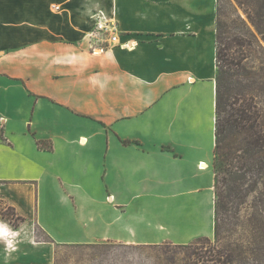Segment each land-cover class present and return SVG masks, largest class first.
I'll return each mask as SVG.
<instances>
[{
  "label": "crops",
  "instance_id": "0c3cea01",
  "mask_svg": "<svg viewBox=\"0 0 264 264\" xmlns=\"http://www.w3.org/2000/svg\"><path fill=\"white\" fill-rule=\"evenodd\" d=\"M217 6L0 0V203L26 218L0 217V264H54L56 243L214 239ZM103 14L117 40L94 54Z\"/></svg>",
  "mask_w": 264,
  "mask_h": 264
},
{
  "label": "trees",
  "instance_id": "16d2710c",
  "mask_svg": "<svg viewBox=\"0 0 264 264\" xmlns=\"http://www.w3.org/2000/svg\"><path fill=\"white\" fill-rule=\"evenodd\" d=\"M216 45L214 239L56 243L55 264H264V0H218ZM7 211L15 227L26 219Z\"/></svg>",
  "mask_w": 264,
  "mask_h": 264
},
{
  "label": "built area",
  "instance_id": "2783aa9c",
  "mask_svg": "<svg viewBox=\"0 0 264 264\" xmlns=\"http://www.w3.org/2000/svg\"><path fill=\"white\" fill-rule=\"evenodd\" d=\"M59 9V6H55ZM94 27L88 32L90 51L100 54L108 51L117 40V26L115 21L107 18L106 15H97Z\"/></svg>",
  "mask_w": 264,
  "mask_h": 264
},
{
  "label": "rangeland",
  "instance_id": "374dc122",
  "mask_svg": "<svg viewBox=\"0 0 264 264\" xmlns=\"http://www.w3.org/2000/svg\"><path fill=\"white\" fill-rule=\"evenodd\" d=\"M7 207L8 206L5 205L4 203H0V217L3 220H5V221L10 222L11 216L8 215ZM38 234H39L40 237L45 238V235L42 233V231L39 230L38 231ZM60 258H61V260H64L65 261L66 259L68 260L70 258V255L66 254L65 252H61L60 253ZM54 264H55V262H54Z\"/></svg>",
  "mask_w": 264,
  "mask_h": 264
},
{
  "label": "clouds",
  "instance_id": "9594fccd",
  "mask_svg": "<svg viewBox=\"0 0 264 264\" xmlns=\"http://www.w3.org/2000/svg\"><path fill=\"white\" fill-rule=\"evenodd\" d=\"M8 235V229L4 225H0V237Z\"/></svg>",
  "mask_w": 264,
  "mask_h": 264
}]
</instances>
